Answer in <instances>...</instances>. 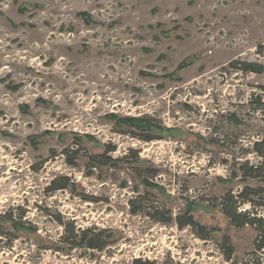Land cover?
<instances>
[{"label":"rangeland","instance_id":"rangeland-1","mask_svg":"<svg viewBox=\"0 0 264 264\" xmlns=\"http://www.w3.org/2000/svg\"><path fill=\"white\" fill-rule=\"evenodd\" d=\"M259 43L264 0H0V264H264L221 210L264 187L241 167L264 161V73L231 64ZM185 211L208 239L156 219Z\"/></svg>","mask_w":264,"mask_h":264},{"label":"trees","instance_id":"trees-1","mask_svg":"<svg viewBox=\"0 0 264 264\" xmlns=\"http://www.w3.org/2000/svg\"><path fill=\"white\" fill-rule=\"evenodd\" d=\"M25 8H20L23 12ZM81 15L89 16L86 12H82ZM257 54L261 57L260 61H247V60H236L231 64L234 66L236 70H241L243 72H251L256 74L264 73V43H259L257 45ZM262 94L258 98V104L264 111V85L260 86ZM134 136L141 138L146 141H151L156 139L155 135H153L150 131H145L141 133H137L134 129L130 131ZM77 142V141H76ZM81 144L80 140L77 142ZM115 149H107L106 152L101 154H92L89 155V160L94 164H109L113 162L115 159L109 155L110 152ZM253 152L259 157H264V127L261 131V137L254 141L253 143ZM244 170L245 177H261V170L264 167V161L258 165L249 166V163H243L241 165ZM54 180L51 182L48 190L50 192H55L59 189H65L69 185V178L63 177L62 181ZM263 196L264 198V187H251L250 185H246L239 193L235 194L232 190H229L222 197L221 207L222 211L226 214V216L230 219L231 223L236 227H244V226H252L257 231V236L255 239V251L264 253V217L261 216L257 211H255L258 207L259 209L264 208V200L261 202H257L255 197ZM242 204H249L253 207V211L241 210L240 206ZM158 221H162L164 223H169L174 221L179 228L191 227L195 233L202 239H208L210 237V231L208 228L201 224L190 211H185L184 213H180L176 216L173 214H168V216L156 217ZM59 221L64 224V222L59 219ZM66 225V224H64ZM90 230H83L81 232L82 238H84V242L86 246L90 249L103 250L107 245L108 241H105L103 234L101 232L91 233ZM73 238L78 237V233L72 230ZM224 243L226 246L227 252V260H231L234 254V248L231 243V239L229 236H224ZM256 255V253H254ZM252 264H255V261H250ZM137 264H154L153 262H143L142 260H136Z\"/></svg>","mask_w":264,"mask_h":264}]
</instances>
